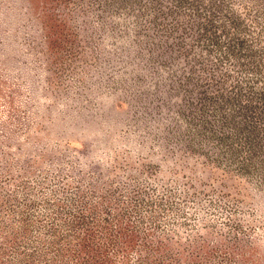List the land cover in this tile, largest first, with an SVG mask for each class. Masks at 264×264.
Masks as SVG:
<instances>
[{
  "label": "rangeland",
  "instance_id": "obj_1",
  "mask_svg": "<svg viewBox=\"0 0 264 264\" xmlns=\"http://www.w3.org/2000/svg\"><path fill=\"white\" fill-rule=\"evenodd\" d=\"M0 264H264V0H0Z\"/></svg>",
  "mask_w": 264,
  "mask_h": 264
}]
</instances>
